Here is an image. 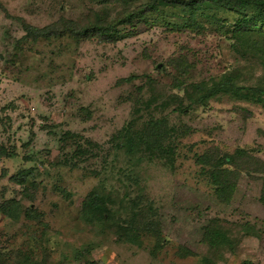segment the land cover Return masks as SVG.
<instances>
[{
	"label": "rangeland",
	"instance_id": "obj_1",
	"mask_svg": "<svg viewBox=\"0 0 264 264\" xmlns=\"http://www.w3.org/2000/svg\"><path fill=\"white\" fill-rule=\"evenodd\" d=\"M176 1L0 0V264H264V8Z\"/></svg>",
	"mask_w": 264,
	"mask_h": 264
},
{
	"label": "trees",
	"instance_id": "obj_2",
	"mask_svg": "<svg viewBox=\"0 0 264 264\" xmlns=\"http://www.w3.org/2000/svg\"><path fill=\"white\" fill-rule=\"evenodd\" d=\"M238 1L244 5L252 4V5H257V6H261V8H264V0H238ZM158 3H160V0H151L150 8H152V9L156 8L155 5ZM167 3L168 4H175V3H177V1L176 0H169V2H167ZM191 3H192V5L195 6L197 4V0H191ZM33 32L35 35L48 37V36L52 35L53 30L49 29V28H44V29L33 30ZM97 210H98L97 205H92V204L88 203V201H84L83 207H82V216H84V219H86L87 216H90V214H93Z\"/></svg>",
	"mask_w": 264,
	"mask_h": 264
}]
</instances>
